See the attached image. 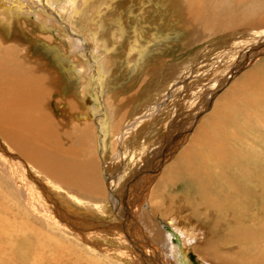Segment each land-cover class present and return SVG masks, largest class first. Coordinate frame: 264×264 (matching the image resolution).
<instances>
[{
	"label": "rangeland",
	"instance_id": "374dc122",
	"mask_svg": "<svg viewBox=\"0 0 264 264\" xmlns=\"http://www.w3.org/2000/svg\"><path fill=\"white\" fill-rule=\"evenodd\" d=\"M110 1L114 2V14L118 13V16H123V18L121 17L122 24L125 29H128L127 32L125 31L122 42L115 44L116 47L113 45L114 51L107 53L105 57L108 58L107 61L103 58L105 59L104 66L109 72L106 73L108 79L105 77L101 92V103L105 110L108 105L107 113H111V116L104 121L108 126L103 134L105 153L101 154L100 143L96 139L97 136L99 138V135H96V129L95 133L93 132L94 136L91 130L86 144L80 145L77 138L73 139L77 143L71 144L72 149L77 152L78 162L91 160L95 164L100 197L96 199H94L95 197L93 199L74 197L59 184L32 169L33 167H29V171H25L26 168H24L25 170H14L16 167L14 164L12 165L9 157L0 153V181L5 187L4 194L8 196L12 205L15 203L22 209L30 210L31 214L26 213L31 215V218L37 217L35 219L45 222L44 224L50 227L53 232L55 231L54 233L57 232L58 234L55 235H60L59 238L62 237L64 244L73 245L76 250V252L72 250L74 255L78 250H82L84 251V254L81 253L82 255L86 258L90 257L88 259L95 260L99 264H132L131 260L137 258H143L144 264H176L177 249L185 251V248H187V264H207L206 261L210 264L213 262V264L229 263L224 258H219V260L215 253L218 251L217 254H236L235 249L230 245L224 246L223 249L218 247L215 249L216 251L213 250L214 253L208 252L204 247H196L214 242L216 236L210 230L209 225L202 222L203 220L194 212L195 209L190 206L191 198L188 200L187 208H181L182 210L168 211V208L160 206V213L157 212L153 215L151 209L153 206L163 203V193L165 192L159 181L165 175V169L172 168L181 152L190 145L197 128L212 115V109L222 107L231 97L242 98L243 94L240 88L244 83V76L264 67V48H260L261 43H264V31L240 26L223 32L225 29L223 27L217 35L210 34L212 36L200 37L193 27L184 21V14L179 6L182 0ZM8 2L12 4L11 0ZM95 6L96 2L91 11L95 10ZM137 10L139 11L137 12ZM64 12L66 11L63 10L59 14L64 25L51 24L39 11H36L30 16L18 15L17 21L12 24L10 33H6L0 24V33L6 37L7 41L15 40L23 47L30 49L29 55L42 64L44 63L48 72L50 71L49 73L57 78V84L51 91L46 108H48L50 118L60 121L62 125L60 128L63 132L74 134L75 130L82 128L86 122L77 115L86 116V112L91 108L93 102L95 104V101L88 96L87 102L84 101V105H82L81 100L76 99L79 98V94H76V90H79L76 87L78 85L67 78L65 68L70 65V59L74 60L75 63H72L71 66L75 68L81 66L85 59L82 54V56L80 55L81 49L84 48L82 42L75 41L76 39L74 40L72 36L83 37L81 39L86 45H89L87 46L88 52L91 54L94 45L88 30L89 26L94 25L97 21V17L92 16L94 21L80 20L79 18L80 21L77 22L78 19H71ZM66 13L68 14V12ZM103 18L106 23L112 18V15L108 12L104 14ZM64 26L68 29L71 27V31H66ZM136 27L141 28L139 30L142 35L140 39L146 46L134 69L131 67L132 64L126 61L127 48L125 46L126 43L131 42L134 36L132 32ZM108 36L106 35V37ZM78 45L79 49L76 48ZM62 53L65 54L69 64L67 62L65 65L57 64ZM58 54L61 56L59 57ZM96 95L93 97L95 98ZM185 100L191 102L186 103ZM96 102L99 103V101ZM188 103H192L194 107L185 114V104ZM153 109L157 110V113L150 119H144ZM182 110L183 114H181ZM194 110L197 111V114L191 122L192 118L188 117ZM181 116H185V120L180 119ZM186 118L190 120L187 121ZM87 121H90L89 117H87ZM255 125L245 128L244 131L247 130L246 132L249 133L244 136L246 135L247 139L251 138V142L247 141L249 147L254 145L252 148L263 154L264 127L263 124ZM59 131V135L63 139H68V135H63L64 133L60 129ZM61 133L63 134L61 135ZM248 134L250 135L248 136ZM253 139L255 140L252 142ZM164 154L165 158H163ZM16 161L18 160L16 159ZM10 169H13L12 175ZM28 173L31 175L30 180ZM23 175L27 178V183L24 181ZM129 181L130 185H127ZM12 183L16 186L19 185L20 191L30 196L31 204L23 199L18 191L11 188L10 184ZM127 193L129 194V201H127L134 203L131 207L133 209L130 211L131 213L135 210L132 214L134 218H131L130 214L123 209ZM148 193L153 196L151 197V194ZM178 193H180V188L170 191L169 195L173 196ZM43 194L47 195L48 201L56 203V207H59L60 218L63 217L75 225L81 232L78 235L87 237V240L79 238L77 234L72 235L63 231L64 221H59L61 219H58L53 208L47 205ZM147 196L152 199L145 200L148 198ZM150 204H152L151 207ZM178 204L180 203L178 202ZM33 205L42 209L32 211ZM259 208L261 207H252L242 216L245 221L249 218L250 225L248 226V223L245 225L257 230L261 229L260 226H264L262 222L264 209ZM38 212L41 213V216H37L40 214ZM135 212H139L140 217L136 216ZM260 214L261 216H259ZM134 215L137 220L139 219V222L135 220ZM13 219V209L8 208L6 212L4 208L0 210V264H10L8 259L13 256L14 244L10 240ZM189 219L191 222L188 221ZM169 221L174 222V226H170ZM125 224H128L127 227L129 226L130 230L135 233L133 235L137 244L133 246L125 236L120 238V234L123 232L122 226ZM223 229L220 231H224L222 235H225L228 228L224 227ZM260 237L264 240V232ZM118 240L119 242H117ZM261 245L263 247V244ZM62 246L65 247L63 244ZM204 255L206 257L208 255V258ZM242 255L245 259H250L253 253L245 251ZM36 258L37 256L33 255L31 261L28 260L29 264H36ZM38 263L46 264L44 261ZM237 264L244 263L238 262Z\"/></svg>",
	"mask_w": 264,
	"mask_h": 264
},
{
	"label": "bare ground",
	"instance_id": "6f19581e",
	"mask_svg": "<svg viewBox=\"0 0 264 264\" xmlns=\"http://www.w3.org/2000/svg\"><path fill=\"white\" fill-rule=\"evenodd\" d=\"M8 1L0 0V24L6 33L11 30L13 22L17 21L18 15L30 16L36 11H39L51 24L58 23V25H64V22L60 19L61 15H59L63 10L68 12V14L66 12L64 14L70 16L71 19H78L77 22L82 19L94 21L92 16L97 17L94 25H88L89 37H91L94 45V49H91V54L88 52L87 46L89 45H86L81 39L83 37L72 36L74 40L76 39L75 41L80 40L82 47H84L81 49L82 52L79 51L80 55H83H81L83 59H86L82 61L81 66L72 67L71 64L75 63L74 60L70 59L71 63L68 62L63 53L62 56L58 54L59 57L61 56L60 59L57 56L58 65H65L66 62L70 63V65L66 66L65 71L67 72V78L78 85L76 87L79 90H76V94H79V98L76 99L81 100L82 105H84V101L87 102L86 98L88 96L95 101V104L93 102L91 108L86 112V116L77 115V117L80 116L86 122H84L85 124H83L82 128L75 130L74 134L70 133L71 135L68 132H63L60 128V126L62 127L60 121L50 118V113L47 110L48 108H46L50 100L51 91L54 90L57 84V78L49 73L50 71L48 72L45 65H43L44 63L42 64L29 55L30 49L23 47L15 40L7 41L6 37L0 33V153L9 157L12 165L14 164V167H16L15 169L13 168L14 170H25L24 168H26L27 170L25 171H29V167H33L32 169L44 175L45 178L59 184L72 196L87 199L95 197L94 199H96L100 197V189L98 187L95 164L91 160L78 162L77 152L72 149L71 144L77 143L73 140L75 138H77L80 145L86 144L91 130L94 136V130L96 129V135H99V138L97 136L96 139L100 143L101 154L104 155L105 153L103 150L105 143L103 134L108 126L104 121L111 116V113H107L109 106L106 105L105 110L101 103V92L105 77L107 78L106 73L109 72L104 63L105 59L106 61L108 59L105 58L107 53L114 51L115 44H120L124 38L125 31L127 32L128 28L125 29L122 24L121 17L123 18V16H118V13L117 15L114 14V2L111 3L110 0H11L12 4ZM95 2L96 8L91 11ZM179 6L182 8L185 23L192 26L200 37L217 35L223 27L225 28L223 32L240 26L259 31L262 29L264 31V0H182ZM108 12L111 13L112 18L105 23L103 16ZM66 29L68 32L71 31V27L70 29L66 27ZM140 29L136 27L133 32L131 31L134 36L130 43H126L125 47L127 49L126 52L124 51L126 61L132 64L131 67L133 68L136 66L137 60L140 59L142 50L146 46V44L141 42ZM106 35L109 36L106 37ZM261 47L264 48V43H261ZM76 48L79 49V45ZM101 55L102 58L100 57ZM137 67L139 66L137 65ZM243 81L244 83L242 82L243 85L240 88L242 89V98L231 97L222 107H214L212 115L206 121L203 120L205 123L197 128L191 143L189 142L190 145L181 152L179 158L173 163L172 168L165 169V175L159 181L165 192L163 193V203L162 205L153 206L151 214L160 213V206L168 208V211L182 210L181 208H187L188 200L191 198L192 205L190 204V206L195 209L194 212L203 220L202 222H206L209 225L210 230L216 236L214 242L197 245V248L204 247L208 252L214 253L213 250L218 247L223 249L224 246L230 245L235 249L236 254H217L218 251L215 253L218 259L224 258V260L229 262H224V264H237L238 262L264 264V240L260 237L261 234L263 235L264 226H260L261 229L258 230L250 228L248 227L250 225L249 218H247V222L242 217L252 207L258 206L264 209V153L261 154L252 148L254 145L249 147L247 141L251 142V138L247 139L246 135L249 132H246L247 130L244 131L248 126L253 127L255 124H263L262 126L264 127V67L257 72L248 73L244 76ZM93 95H96L95 98ZM96 101H99V103ZM185 102L191 101L185 100ZM185 105L186 113H184L187 114L194 106L192 103ZM183 110L181 114H183ZM123 111L125 112V110ZM192 112L190 113L191 116L188 117L192 119L186 118L187 121L190 120L192 122L195 114H197L195 110V113ZM155 113H157V110H151L144 119H150ZM87 117H89L90 121H87ZM180 119L185 120V116H181ZM59 129L64 133H61V135H68V139H63L59 135ZM244 134L246 135L244 136ZM260 139L263 140L262 138ZM15 156L18 161H16ZM165 156L164 154L163 158ZM13 169H10L11 175L14 173ZM24 175V181L27 183L26 175ZM30 179L31 175L29 174ZM129 183L130 181L127 185ZM10 185L11 188L19 192L23 199L31 204L30 196L21 192L19 185L16 186L13 183ZM178 188H180V193L173 196L169 195L170 191ZM4 190L3 182L0 181V210L4 208L6 212L8 208H11L14 212L12 228H10V240L14 244L13 256L8 259L10 264H29L28 260L31 261L33 255L37 256L36 264L40 261H44L46 264H99L95 260L88 259L90 257L86 258L82 255L81 253L84 254L82 250H78L77 254L74 255L72 251L74 250L73 245L64 244L62 237L59 238L60 235L56 236L57 232L54 233L55 231L53 232L50 227L44 224L45 222L35 219L37 217L31 218V215L27 214L28 212L31 214L30 210L22 209L15 203L12 205V202L8 200V196L4 194ZM43 196H45L43 199L45 198L47 205L53 208L56 217L61 219L59 221H64L65 226L62 229L65 233L72 235L81 233L67 219L60 218V209L56 207V203L48 201L47 195L43 194ZM150 196L152 197L153 195L151 194ZM151 197L145 200H150L152 199ZM128 198L129 194L127 193L123 209L132 218L135 210L131 213L130 211L133 209L131 207H133L134 203L133 201L128 202ZM115 202L118 204L117 199H115ZM40 209L42 208L33 205L32 211H40ZM39 215L41 216V213L37 214V216ZM135 215L139 216V212H135ZM135 220L139 222L137 217ZM62 222L60 223L62 224ZM262 222L264 223V219ZM173 223L168 222L170 226H174ZM247 223L248 226L245 225ZM127 225L122 226L123 232L120 234V238L125 236L128 241H131L130 243L133 246L137 244L133 235L135 233ZM224 227L229 230H225L227 233L222 235L224 231L221 232L220 230ZM83 233L85 234L84 231ZM78 236L87 240V237ZM261 244H263V247ZM237 250L241 252L238 253ZM245 251L252 252L253 256L250 259H245L244 255H242ZM171 253L173 254L172 251ZM92 256L91 258L93 259ZM173 256L175 257L174 254ZM177 256L178 259L175 258L176 264H187V248H185V251L177 249ZM204 257L206 256L204 255ZM206 258H208V255ZM142 259H133L131 263L144 264ZM205 263L210 264L207 261Z\"/></svg>",
	"mask_w": 264,
	"mask_h": 264
}]
</instances>
